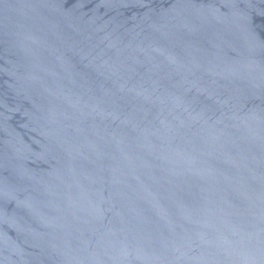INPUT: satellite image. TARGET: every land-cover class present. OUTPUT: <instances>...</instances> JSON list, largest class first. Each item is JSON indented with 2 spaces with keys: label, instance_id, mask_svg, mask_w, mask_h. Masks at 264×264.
Segmentation results:
<instances>
[{
  "label": "water",
  "instance_id": "obj_1",
  "mask_svg": "<svg viewBox=\"0 0 264 264\" xmlns=\"http://www.w3.org/2000/svg\"><path fill=\"white\" fill-rule=\"evenodd\" d=\"M0 264H264V0H0Z\"/></svg>",
  "mask_w": 264,
  "mask_h": 264
}]
</instances>
